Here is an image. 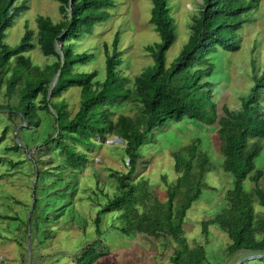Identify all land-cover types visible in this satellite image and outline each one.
I'll return each instance as SVG.
<instances>
[{"label":"trees","instance_id":"16d2710c","mask_svg":"<svg viewBox=\"0 0 264 264\" xmlns=\"http://www.w3.org/2000/svg\"><path fill=\"white\" fill-rule=\"evenodd\" d=\"M56 1L58 20L39 14L35 19V29L25 27L19 43L12 47L3 39L5 31L27 8V4L25 0H0V90L3 87L5 98L0 103V153L10 155L7 160L0 157V167L5 166L7 175H12L15 170L28 178L34 177L35 172L37 174L32 192L35 201L29 215L32 251L37 244L43 245L51 238L53 231L48 228L53 213L42 211L38 201L51 197V194L63 199L69 188L64 181L68 176L75 178L77 171L87 165L86 153L90 146L104 144L109 135H114L122 140V144L118 143L128 158V170L124 173L110 171V177L116 181V192L96 212L94 232H88V223L81 228L83 235L95 234L96 238L88 236L92 242L87 240L88 243L83 244L76 263L93 264L100 257L96 249L102 244L100 224L103 214L115 212L117 215L111 217V226L126 236L140 234L157 240L171 238L177 244L169 257L172 264H203L206 260L204 246L196 244L190 247L183 229L186 211L208 185L206 174L210 171L211 161L200 147L201 139L192 138L171 151L177 176L166 184V199L161 200L149 188L146 179L133 180L142 156L138 150L143 144L153 142L154 136H148L152 129L165 120L180 122L194 119L204 127L218 125L224 141L222 169L232 175V185L224 195V207L200 222L202 234L207 236L209 226L217 224L229 239L228 256L239 250L264 252V168H258L255 163L264 140V108L261 103L264 69L261 74L252 76L249 90L238 96L237 108L224 104L218 111L213 101L214 84L208 80L214 71L210 55L218 47L227 51L240 48L239 32L249 13L258 8L260 0H201L197 14L192 16L187 41L169 66L166 65V52L176 37L175 21L170 14L168 0H150L152 7L148 22L159 40L144 47L151 62L134 75L131 88L128 86L129 77L122 76L118 70L122 62L118 32L109 44L103 43L104 79H97V70L79 71L78 65L88 61L92 54L74 49L75 43L84 34L91 33L95 24L111 16L115 1L71 0L70 15V0ZM35 47L43 56L50 58L42 65L34 64L25 54ZM72 87L79 89V107L73 115L67 101L62 98V94ZM129 101L137 107L136 115H118L113 120L111 108ZM49 109H53L54 114ZM39 112L50 117L47 120L50 121V129L36 142L30 140V148L23 144L27 149L24 150L18 144L26 139L22 131H32L30 138L36 139L33 128L42 121ZM17 120L26 122L20 130V141H16L13 135L11 139L6 137L19 125ZM34 147L33 154L27 155ZM56 154L59 159L51 167ZM50 176L53 177L46 179ZM96 181L99 186L100 180ZM246 181L252 186L247 188ZM90 186L82 185L80 192L83 198L86 194L91 195L87 189L94 186ZM38 188L39 199L36 196ZM82 197L79 200L83 201ZM15 203L21 207L17 214L15 211L14 215L0 211V222H8L14 230L8 229L6 236L0 230V238L12 240L21 247L27 241L30 204L19 200ZM20 212L25 214L24 218ZM54 216L56 221L61 213L54 212ZM11 221L17 226H13ZM22 226L23 235L19 238ZM9 234H14V237ZM37 258L38 255L33 256L34 264ZM45 261L41 264H47ZM18 263L22 264L21 258H18Z\"/></svg>","mask_w":264,"mask_h":264},{"label":"rangeland","instance_id":"374dc122","mask_svg":"<svg viewBox=\"0 0 264 264\" xmlns=\"http://www.w3.org/2000/svg\"><path fill=\"white\" fill-rule=\"evenodd\" d=\"M25 1L27 8L12 21L3 38L12 47L19 43L25 27L35 29V19L39 14L48 15L53 21H57L59 18L56 0ZM114 1L115 7L110 10L111 16L107 20L95 24L91 33L84 34L75 43L74 49L76 52L86 51L92 54L88 61L78 65L79 71L97 70V79H104L103 43L109 44L118 32V47L121 50L122 59L118 70L122 76L129 77L128 86L131 88L134 75L151 62L144 51V47L147 44L158 42L159 36L148 22L152 7L150 0ZM168 3L170 14L175 21L176 37L166 52L167 66L171 64L187 41L192 16L197 14L201 0H168ZM239 36L240 48L238 50L227 51L218 47L216 52L210 55V62L214 65V71L208 80L214 84L213 101L216 103L218 111L224 104L229 108L239 107L238 96L244 95L249 90L252 85V76L261 74L264 69V0H260L258 8L249 13ZM25 54L30 56L34 64L42 65L46 59H50L43 56L37 47ZM1 88L0 103L4 102L5 99L3 87ZM62 98L67 101L70 114L73 115L79 107V89L76 87L68 89L62 94ZM261 103L264 108V93L261 97ZM134 105V102L129 101L113 106L111 118L115 120L118 115L133 117L137 113V107ZM4 110L7 111L8 109ZM49 110L54 114L53 110ZM39 114L42 116V121L38 127L33 128L35 140L30 138L32 131L29 130L22 131V136L26 137L25 140L20 137V130L23 125L26 126V122L21 123L19 120H17V123L20 122L19 125L6 137L11 139L13 135L16 141L22 139V142L18 144L27 150L23 144L29 146L31 141L32 143L36 142L50 129L48 127L50 121H47L50 117L46 114L42 115V112ZM217 129L216 123L204 127L198 125L194 119H184L180 122L165 120L148 134L149 138L154 136L153 142L145 143L139 148L138 152L142 156L133 174V180L146 179L149 188L161 200L166 199V184L173 182L177 176L173 168L171 151L182 147L192 138H200V147L208 154L211 168L206 174L207 187L202 189L199 198L186 211L183 224L184 234L190 247L196 244L204 246L206 260L203 264H236L251 252L239 250L228 256L229 239L226 233L217 224H212L208 228V235L204 236L200 225L202 220L210 218L224 207L225 192L232 185V175L222 169L224 141L222 139L223 133ZM115 137L109 135L104 144L102 142L90 146L89 152H85L89 159L87 165L82 170L77 171L75 178L68 176L64 181L69 184V188L66 190L67 193L63 199L59 200V196L55 197L51 194V197H44V200L38 201L41 203L42 211L53 213V217L50 219L51 224L48 225V228L53 229L52 237L46 240L43 245L37 244L34 252L30 242L29 245L27 241L23 242V246L17 247L12 240L0 238V264H20L18 258L22 259V264H34V255H38V258L35 259L36 264H41L45 260L47 264H77L76 257L81 254L85 244L88 243L87 240L90 239L88 236H95V234L90 233L83 235L81 228L88 223V232H94L93 218L96 212L116 192V181L110 177V171L124 173L128 170V158L123 152V146L119 145V143L122 144V140L115 141ZM108 141H113V143H108ZM34 150L35 147L31 148L27 155L33 154ZM0 157L7 160L10 155L1 152ZM58 159L56 154L51 162V167L57 163L56 160ZM255 163L258 168H264V140L262 151L255 159ZM5 171V166L0 167V211L14 215L16 211L21 209L19 204L15 203L16 200L26 201L31 207L32 185L36 181V179L34 181L36 172L34 177L28 178L23 172L20 173L17 170L13 171L12 175H7ZM96 180L98 182L100 180L99 186ZM45 182L47 181L45 180ZM92 184L94 188L87 189L91 195L86 194V197L83 198L80 192L82 185L90 186ZM245 186L249 188L252 183L246 181ZM74 187H76L75 195L72 193ZM38 190L39 188L36 191V196L39 199ZM92 190H95V193ZM80 197L83 198V201L79 200ZM65 202H68L66 206ZM255 208L260 209L256 204ZM54 212L61 213L56 221ZM116 215L115 212L103 214L100 224L102 244L96 249L100 257L93 264H172L169 257L177 244L171 238L157 240L151 237L145 238L140 234L126 236L111 226V217ZM20 216L24 218L25 214L20 212ZM8 224L6 221L0 222V230L5 236L8 229L14 231L13 227L9 226L11 224ZM116 224L118 225V222ZM12 225L17 226L16 222H12ZM22 230L23 226L19 230V238L23 235ZM9 235L14 237V234ZM89 241L92 242V239ZM241 264H264V258L249 259Z\"/></svg>","mask_w":264,"mask_h":264},{"label":"water","instance_id":"95a60500","mask_svg":"<svg viewBox=\"0 0 264 264\" xmlns=\"http://www.w3.org/2000/svg\"><path fill=\"white\" fill-rule=\"evenodd\" d=\"M71 0L69 1V7H68V13H69V15L71 14ZM59 46H58V49H60V47H61V45L60 44H58ZM60 54H61V52H60ZM61 56H62V54H61ZM63 58L61 57V60H62ZM59 73V72H58ZM58 73L55 75V77H54V79H53V83H52V87H53V85L55 84V82H56V80H57V77H58ZM51 110H53V109H51ZM54 111V110H53ZM115 141H121L118 137H115ZM114 141V142H115ZM108 143H113V141H108ZM36 176H37V174H36ZM35 179H36V177L34 178V181H35ZM32 188H34V183H33V185H32ZM34 198H33V200H32V204H31V207H30V209H29V213H28V218H27V226H28V235H27V243H28V245H29V235H30V222H29V215H30V212H31V209H32V207H33V203H34ZM29 247V246H28ZM29 249V248H28ZM253 258H264V252H259V251H254V252H251L249 255H247L246 257H244L243 259H241L240 261H238L236 264H241V263H243L244 261H247V260H249V259H253Z\"/></svg>","mask_w":264,"mask_h":264}]
</instances>
